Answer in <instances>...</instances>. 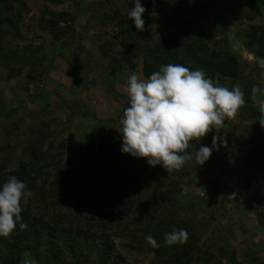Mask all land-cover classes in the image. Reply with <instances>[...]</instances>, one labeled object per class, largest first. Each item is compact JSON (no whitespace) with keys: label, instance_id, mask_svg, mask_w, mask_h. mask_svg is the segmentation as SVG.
<instances>
[{"label":"rangeland","instance_id":"1","mask_svg":"<svg viewBox=\"0 0 264 264\" xmlns=\"http://www.w3.org/2000/svg\"><path fill=\"white\" fill-rule=\"evenodd\" d=\"M22 1L27 5L29 12L21 13L22 19L19 24L21 37L14 39L13 34L8 32L4 33V37L0 36V186L9 176H15L23 181L26 190L31 191L33 195L27 201H22L21 207L23 210L31 209L33 215L38 217L37 212L43 210L42 208L50 202V200L39 202V198H49L46 191L48 185L46 188L45 186L50 179L53 181L49 173L55 168L67 170L77 167L83 161L92 164L95 160L93 157L103 152L112 153L110 158L118 161L119 165L125 164L128 168L127 173L141 171V162L147 161V158L133 157L121 152L123 141L119 132L122 127L120 120L123 117V110L129 106L126 87L130 75L136 73L138 77L147 79L153 72L159 71L148 67L149 70L142 55L152 49L157 41L154 35L150 40L144 41L146 43L142 42L145 47L139 48L140 56L133 58V64L121 54L124 46H119V42L128 41L125 42L127 46L134 42L132 38L135 33L131 30L134 22L127 15L128 9L134 6L133 0L106 1L103 2L104 6L99 4L98 13H107L114 18L104 20L95 19L91 16V11H87L89 9L87 6L95 0L51 3L50 8L54 11L64 10L72 13L74 17L72 23L68 22L67 32L59 41H53L46 32L38 31L35 19L40 15L39 5L42 1ZM173 1L164 0L165 6L161 8L162 11L159 9L152 12L148 2L141 0L142 7L146 9L142 19L159 13L171 15L175 9ZM76 3H79V6ZM3 4L0 2V10ZM15 5L16 3L13 4L11 12L9 11L13 19L17 18L15 13L19 9L18 5ZM225 5L224 0L196 2L190 0L182 5L183 10L180 13L182 18L188 19L185 27L192 34L197 27H201L202 31L198 32L202 33L197 35L202 36L208 49H213L217 54L214 61L227 60L228 64L231 59L232 65L236 68L235 76L220 75L221 77L216 76L219 80L213 81L229 88L238 83L244 93L243 86H264V69L259 67V59L254 56V52L245 46L243 36L250 24L264 25V11L254 20L239 19L232 15L231 10ZM181 29H175L173 33L179 39L182 38ZM144 31L151 34L147 27H144ZM181 31L182 36H185V30ZM161 33L163 31L157 35ZM71 35H76L74 39L76 44L69 41ZM189 41L191 40L182 38L177 46L190 53L189 59L196 61V56L201 55L205 48L202 46L199 49L186 48ZM26 43H32L34 46L41 44V49L37 54L33 49L25 50L23 45ZM113 46H116L117 50L111 51ZM228 53L231 58L228 57ZM112 55L116 56L117 62ZM109 58L112 60H108ZM107 61L111 66L120 68L119 72L110 73L105 67L108 66ZM208 61L212 63V59ZM75 62L80 66L77 74L68 69L72 68L69 63L73 65ZM204 72L206 73V70ZM206 76L208 77L207 73ZM251 103L252 108L241 107L234 119H225V127L221 131H224L222 134L224 140L230 137V140L226 141L229 145L225 144V149L222 148L218 139V149H214L210 156V158L215 156L219 161L216 166L219 167L226 157L236 155L238 160L235 162L230 160L231 168L225 171L227 175L234 172L233 176L229 178L228 175L227 180H222L220 176L215 183L217 176L214 175L212 181L215 188H209L210 182L198 186L200 182L198 179H204L206 176L209 178L218 168L213 167L211 174H199L194 163L186 162L184 170L179 173L180 176L174 178L179 180L178 187L182 193H188L194 198V209H184V212L178 213L177 209L172 208L173 203L170 204L168 200L162 201L160 207L162 217H169L170 213L181 216L195 229H199L201 241L209 247L216 259L219 258L222 248L226 258H221V264H232L228 257L232 252L236 255L235 264H249L254 258H257V261L252 264H264V180L257 185L251 183L250 164L246 163L245 153H248L251 161L254 152L251 153L249 143L246 149L244 142L239 144L243 136L253 133L252 137L256 138V143L264 148V132L258 131V128H262L258 122V107L254 102ZM38 133L41 134L38 138L43 142L42 150L35 145L36 140L30 139ZM257 133L259 137H263V142L257 139ZM60 143H63V149L60 148ZM192 146L196 149L201 146L211 147L212 140L207 143L202 140L193 141ZM59 151L61 163H57ZM42 152L48 155L45 163V159L41 157ZM249 153L253 156H249ZM258 154L255 157L257 163L264 158V152L261 158ZM240 160L241 164L232 169V165L234 163L238 165ZM23 163H26V167L22 168V173L19 165ZM205 163L209 166L211 161L207 160ZM58 164L61 166L58 167ZM244 164H247L248 169ZM159 166L149 165L155 171L157 179L148 184V187L143 186L141 193L136 192L142 197L137 201L142 202L149 193L159 196L158 181L170 179L162 170L156 173ZM7 171L14 174H6ZM80 172L84 174L85 168L83 171L80 168ZM192 176L194 177L189 178ZM51 191L50 188L49 194ZM65 194L63 197L66 198ZM25 202H29L27 207ZM105 230V235L111 239L113 257L108 256L103 261L99 259L100 264H119L116 260L119 254L128 264H156L149 257L141 256L140 252L134 251L130 245L126 246L129 239L119 235L118 230L109 226ZM74 236L84 239L76 233ZM87 245L85 242L83 248L79 250L82 254L78 251L74 254L77 264L96 262L97 249H94L93 245L85 248Z\"/></svg>","mask_w":264,"mask_h":264},{"label":"trees","instance_id":"2","mask_svg":"<svg viewBox=\"0 0 264 264\" xmlns=\"http://www.w3.org/2000/svg\"><path fill=\"white\" fill-rule=\"evenodd\" d=\"M41 1L39 5L40 15L35 19L38 31L40 33L46 32L53 41H59L60 37L64 36L65 32H67L68 22L72 23L74 17L72 13H67L64 10L54 11L50 6L53 2L65 3L67 0ZM106 1L111 2L112 0L91 1L87 6L89 8L87 11L90 10L91 16L98 20H104L105 18L114 19L108 16L107 13L97 12L100 9L99 4L100 6H104L103 2ZM142 1L148 2L152 12H157L159 9L162 11L161 8L165 6L164 0ZM196 1L194 0V2ZM0 2L4 3V6L0 10V36L4 37V33L8 32L13 34L14 39L20 38L19 24L22 19L21 13L22 11L29 12L27 5L22 0H0ZM188 2L190 0H174L173 5L175 9L171 12V15L159 13L153 15V17H145L144 27H147L151 34L146 31L137 32L135 27L131 28L135 33L134 38H132L134 42H130L128 44L129 47L126 45L128 41H125L127 43L119 42L118 44L119 46H124L121 52L125 56L124 59L130 60L133 64V58L140 56L141 50L139 48L145 47V44L142 42L148 41L152 36L156 35V45L149 51L147 50V53L142 54L147 68L160 70L162 66L168 64H181L193 71L198 69L206 70L208 77L212 80H216L218 78L216 76L221 77L220 75L235 76L236 68L232 65L231 59H229L228 64L227 60L220 61V59L214 61L217 58V54L213 49H208L202 36H198L202 33L198 32L199 30L202 31L201 27H197V30H194V34L185 27V24H188L189 21L188 19L182 18L180 12L183 10L182 5ZM14 3L19 8L15 13L17 16L16 19H13L10 14ZM76 4L79 6V3ZM224 4H226V8L231 10L232 15H236L239 19L254 20L264 11V0H224ZM180 28L186 32V35L182 36L181 29L180 36L184 40H191L186 44V48L199 49L201 46L205 48V51L201 55L196 56V61L199 64L195 60L189 59V52L177 46L182 41V38L175 37L173 33H175V29ZM160 31H163V33L157 35ZM243 36L247 49L252 50L257 59L264 58V25L250 24L245 29ZM75 38L76 35H71L69 41L76 44L77 42L74 41ZM129 38L130 36L127 40ZM194 42L196 43L195 46ZM23 48L30 51L33 49L37 54L38 50L40 51L41 49V44L34 46L32 43H26L23 45ZM110 50L114 51L117 48L113 46ZM107 52L109 53V51ZM115 55H112V58L117 62L118 59L116 60ZM228 57L231 58L232 56L228 53ZM112 58L108 60H112ZM208 59H212V63ZM69 64L73 69L69 67L68 69L73 74H77L80 66L76 62L73 65L72 63ZM106 64L108 66L105 67L110 70V73L119 72L120 68H116L115 65L111 66L109 61ZM243 87L245 104L242 108L250 109L252 108L250 107L251 102H253L250 101L252 86L247 85ZM222 134H224V131L217 133L213 130L200 140L207 143L210 139L212 140L213 135L222 136ZM39 135L41 134L38 133L32 137L33 139H30L32 141L36 140L37 144L35 145L38 146L39 150H42L43 142L38 138ZM228 140L230 139H225V141ZM248 143L251 148V153L254 152V158L257 157L258 153L262 155L264 148L260 147L255 139H251ZM223 147L225 149L224 145ZM60 148H64L63 143H60ZM187 151L191 152L190 149ZM42 153L43 155L41 157L45 159V163L48 155L45 152ZM60 153L61 151H59L57 156V163H61L59 158ZM100 154L104 153H97L93 157L95 160L92 164L83 161L77 167L67 170L55 168L49 173L53 179L52 182L50 179V182L46 183L45 186L46 188L48 185L46 191L49 198H39V202L42 200H44L43 203L49 200L50 202L42 208L43 210L37 212L39 214L38 217L33 215L31 209L22 210V222L27 224V228L20 230L19 223L21 221H18L15 230L10 236L0 237V264H23V261L26 259V253L29 254L28 258L35 259L37 264H77L74 254L77 251L82 254L79 250L83 248L85 242L88 243L85 248L93 245L94 249H97L98 256H96V262H93V264H100L99 259L103 261L108 256L113 257V253L111 252V239L107 234L105 235V229L108 226L118 230L119 235L122 237L129 239V243L126 246L130 245L134 251L140 252L141 256L149 257L156 264L222 263L221 258H226L224 250L222 248L220 249L219 258L216 259L209 247H206L205 243L201 241L199 229H195L188 220L181 218V216H174L171 213L169 217L161 216L162 212L160 211V207L164 200H168L170 204L173 203L172 208L177 209L176 212L178 213L180 211L184 212V209H194V198L188 193H182L183 191L178 187L179 180L174 178V176L178 177L180 171L184 170V167L179 171L168 173L160 165L156 173L158 174V170H162L170 179L167 181L160 179L158 181L159 196L149 193L141 202L137 201L142 197L140 194H136V192L141 193L143 186L148 187V184L153 183L157 179V176L155 177V171L149 167L147 161L141 162V171L137 170L127 173L128 168L125 164L124 166L119 165L118 161L110 158L112 153ZM230 158V155L226 157L225 161L219 164V167L216 166L219 161L215 156L208 159V162L211 161L209 166H206L207 163L196 165L195 159L187 163H194L199 174H211L213 173V167L218 168L214 171L216 174H211L209 178L206 176L204 179H198L200 181L198 182V186L205 182H210L208 183L210 184L209 188H215V184L212 181L214 175L217 176L215 177V183L220 176L222 180H227L228 175L229 178L233 176L232 174L234 172L231 174L228 173V175L225 172L231 168ZM257 164L254 169L257 172L263 173V176L260 178L251 176V183L255 185L261 180H264V158L258 161ZM59 166L61 165L58 164ZM19 167L23 173L26 163L20 164ZM80 168L82 171L85 168L84 174L80 172ZM9 173L12 172H6V174ZM235 187L238 188L237 186ZM50 188L52 191L49 194ZM63 194L66 195V198L63 197ZM28 204L29 202H25L26 207ZM173 228L187 230L188 239L185 243L171 246L165 244L163 235ZM108 230L111 231V229ZM74 233L83 236L86 240L76 238ZM146 235H152L160 247L154 249L147 244L145 240ZM153 253L154 256L152 255ZM235 256V252H232L228 256L232 264L237 262ZM116 260L119 264H128L126 259L120 254ZM256 261L257 258H254L249 264ZM80 264H85V262Z\"/></svg>","mask_w":264,"mask_h":264},{"label":"clouds","instance_id":"3","mask_svg":"<svg viewBox=\"0 0 264 264\" xmlns=\"http://www.w3.org/2000/svg\"><path fill=\"white\" fill-rule=\"evenodd\" d=\"M133 4L128 9V18L134 22L137 32H143L142 15L146 9L141 0H133ZM258 64L264 69V58ZM126 92L129 106L123 110L120 120L121 152L147 158L150 166L161 165L168 173L179 171L193 159L196 165H203L217 148L218 139L222 146L226 141L222 136L213 135L212 146L199 149L192 146V141H199L213 130L219 133L225 127V119H234L245 104L238 83L232 88L220 86L203 70L193 71L181 64L162 66L147 79L131 74ZM251 99L258 107V122L264 128V86L254 85ZM32 195L26 190V184L15 176H9L2 184L0 237L10 236L18 221H21L20 230L27 228L22 222L21 202ZM187 239L186 229L173 228L164 234V242L169 246L183 244ZM145 240L154 249L160 247L152 235H146ZM28 256L26 253L23 264H37Z\"/></svg>","mask_w":264,"mask_h":264},{"label":"crops","instance_id":"4","mask_svg":"<svg viewBox=\"0 0 264 264\" xmlns=\"http://www.w3.org/2000/svg\"><path fill=\"white\" fill-rule=\"evenodd\" d=\"M243 130H241V132H242ZM258 131H261V132H264V130L262 129V128H258ZM261 135H263V134H261ZM229 136V135H228ZM253 136V133H250L248 136H243L242 137V139H241V141H240V143L239 144H241V143H243L244 142V148L246 149V147L248 146V142L251 140V139H255L256 140V138H254V137H252ZM229 139H230V137H229ZM257 139H259V141L260 142H263V137H259V134L257 133ZM202 143V142H201ZM200 143V144H201ZM236 143V142H235ZM232 144V143H231ZM237 144H238V142H237ZM233 145V144H232ZM233 146H235V145H233ZM236 147V146H235ZM249 147V146H248ZM264 152V151H263ZM262 152V153H263ZM246 155H245V158H246V163H248V164H250V173H249V177H251V176H257V177H262L263 176V173H261V172H257L256 171V169H254V167L256 166V165H258L257 164V162H255V158H253V159H251V161H249V158H248V153L246 152L245 153ZM250 154V153H249ZM231 156V158H230V160H232V161H237L238 159H237V156L236 155H234V154H232V155H230ZM249 156H253L252 154H250ZM262 157V155H260V158ZM241 160L240 161H238V165L237 164H235L234 163V165H232V169H233V167L234 166H239L240 164H241ZM244 167L246 168V169H248L247 168V164H244Z\"/></svg>","mask_w":264,"mask_h":264}]
</instances>
